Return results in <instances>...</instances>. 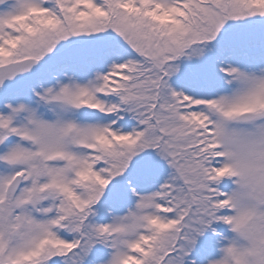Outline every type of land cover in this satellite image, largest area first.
<instances>
[{
    "label": "snow or ice",
    "instance_id": "obj_1",
    "mask_svg": "<svg viewBox=\"0 0 264 264\" xmlns=\"http://www.w3.org/2000/svg\"><path fill=\"white\" fill-rule=\"evenodd\" d=\"M0 264H264V0H0Z\"/></svg>",
    "mask_w": 264,
    "mask_h": 264
}]
</instances>
